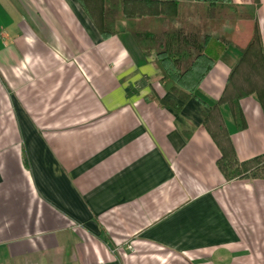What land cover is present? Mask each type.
Listing matches in <instances>:
<instances>
[{"label":"crops","instance_id":"1","mask_svg":"<svg viewBox=\"0 0 264 264\" xmlns=\"http://www.w3.org/2000/svg\"><path fill=\"white\" fill-rule=\"evenodd\" d=\"M232 1L264 45V0ZM124 27L103 37L77 0H0V264H264V177L225 179L202 118L253 25L187 102ZM237 104L243 128L228 102L216 118L247 162L264 110Z\"/></svg>","mask_w":264,"mask_h":264},{"label":"trees","instance_id":"2","mask_svg":"<svg viewBox=\"0 0 264 264\" xmlns=\"http://www.w3.org/2000/svg\"><path fill=\"white\" fill-rule=\"evenodd\" d=\"M105 38L116 34L122 21L142 55L154 57L159 82L166 93L187 102L207 73L231 46L234 25H253L249 41L227 76L219 101L202 114L203 125L219 147L217 168L227 180L264 177V154L239 162L224 128L216 118L222 102L233 108L240 128L244 119L237 101L255 95L264 110V45L257 24L256 7L239 6L232 0H77ZM257 3V0H256ZM176 111L179 107L161 100Z\"/></svg>","mask_w":264,"mask_h":264},{"label":"rangeland","instance_id":"3","mask_svg":"<svg viewBox=\"0 0 264 264\" xmlns=\"http://www.w3.org/2000/svg\"><path fill=\"white\" fill-rule=\"evenodd\" d=\"M129 246H130V248H129V249H130L129 252H130V253H134V252H135L134 245H133V244H131V245L129 244Z\"/></svg>","mask_w":264,"mask_h":264},{"label":"built area","instance_id":"4","mask_svg":"<svg viewBox=\"0 0 264 264\" xmlns=\"http://www.w3.org/2000/svg\"><path fill=\"white\" fill-rule=\"evenodd\" d=\"M130 248V247H129Z\"/></svg>","mask_w":264,"mask_h":264}]
</instances>
